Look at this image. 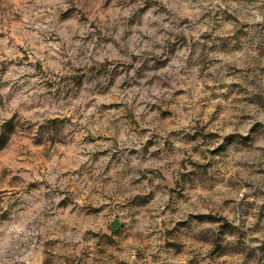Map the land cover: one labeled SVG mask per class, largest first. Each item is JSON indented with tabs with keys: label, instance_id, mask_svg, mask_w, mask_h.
Here are the masks:
<instances>
[{
	"label": "clouds",
	"instance_id": "clouds-1",
	"mask_svg": "<svg viewBox=\"0 0 264 264\" xmlns=\"http://www.w3.org/2000/svg\"><path fill=\"white\" fill-rule=\"evenodd\" d=\"M0 167V264H264V0H0Z\"/></svg>",
	"mask_w": 264,
	"mask_h": 264
},
{
	"label": "rangeland",
	"instance_id": "rangeland-1",
	"mask_svg": "<svg viewBox=\"0 0 264 264\" xmlns=\"http://www.w3.org/2000/svg\"><path fill=\"white\" fill-rule=\"evenodd\" d=\"M225 115H226V113H222V114H220V116L213 118L211 120L206 118L204 120V122L200 125V127L196 130L197 135L202 136L203 138L209 139L213 143H215V141L219 138L217 135L214 134L215 125L218 123V121L220 119L224 118ZM14 139L18 141V145H13V147L19 146V150L24 151L25 149L22 147V145L29 143V141H27V139H26V136L16 137ZM219 151L223 152L224 149L221 148V149H219ZM10 158L11 157L8 154H5L3 157L4 163H7V161ZM40 159L41 160L45 159L42 154L40 156ZM200 170H201V172L205 173V175H207V168L202 167ZM224 170L225 169H224L222 164L217 167L218 172L224 171ZM225 178L227 179L229 177L226 176ZM0 186H2L5 190L10 189V188H15L18 186L17 184L12 183L7 178V175L5 174L3 167H0ZM177 187L179 188V184H177ZM0 195H2V193H0ZM253 207H255V206H253ZM227 210L228 209L226 207L223 209V211H227ZM260 211H261V214L264 215V205L260 206ZM208 218L212 219V217H208ZM98 240L100 241V245H99L100 255L111 256L113 258H116L119 256V249L121 247L120 244H118L116 241L112 240L109 237L98 238ZM104 241H107V244H108L107 248L103 247ZM186 243L195 244L197 242L196 241H187ZM93 251H95V249H93ZM215 251L225 252L224 249H220V248H216ZM225 254L230 256L232 264H235L236 259L240 256V250L239 249H233V250H231V252H225Z\"/></svg>",
	"mask_w": 264,
	"mask_h": 264
}]
</instances>
